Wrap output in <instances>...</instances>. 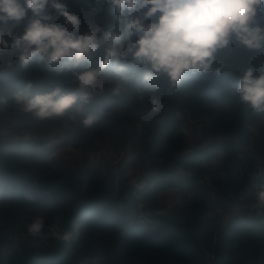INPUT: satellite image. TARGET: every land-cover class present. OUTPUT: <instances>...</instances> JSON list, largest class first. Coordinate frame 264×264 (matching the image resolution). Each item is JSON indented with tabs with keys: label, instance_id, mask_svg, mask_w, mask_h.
I'll list each match as a JSON object with an SVG mask.
<instances>
[{
	"label": "trees",
	"instance_id": "obj_1",
	"mask_svg": "<svg viewBox=\"0 0 264 264\" xmlns=\"http://www.w3.org/2000/svg\"><path fill=\"white\" fill-rule=\"evenodd\" d=\"M67 3L82 23L119 31L114 9L102 6V0ZM103 55L102 47L77 70L97 66ZM256 55L230 45L217 53L213 67H221L219 74L185 73L176 87L166 76L145 83L143 67L131 64L116 75L110 64L91 101L82 104L69 70L57 71L60 65L48 67L35 58L21 68L18 62L11 63L17 56L7 53L0 69V107L10 113L0 136V220L29 225L42 217L41 231L51 233L46 251L58 252L31 264H264L261 217L233 215L224 204V199H238L252 206L258 188H264V180L250 183L253 154L241 155V147L235 148L251 140L255 155L264 154V112L242 104L236 92L244 70L255 67ZM117 83L124 86L113 95ZM55 87L61 88L62 95L78 97L62 116L41 120L15 103L18 92L27 90L32 97ZM152 99L163 103L160 113H151ZM178 112L201 119L196 145L203 148L182 153L186 144ZM89 115L95 120L85 127L82 121ZM200 133L215 141L203 146ZM64 136L73 139V147L94 153L110 139L115 150L128 143L157 167L148 170L152 178L163 177L152 187L138 188L123 170L108 173L86 159L74 165L60 154L50 157L55 147L50 149V140ZM219 152L224 154L221 162L212 165V156ZM222 171L228 176L223 177ZM172 187L182 191L180 200L165 212L151 214L152 222H140L132 214L140 203L148 211L147 202ZM54 225L58 233H70V238L53 235ZM29 247L23 244L20 252L9 257L10 264H21Z\"/></svg>",
	"mask_w": 264,
	"mask_h": 264
},
{
	"label": "clouds",
	"instance_id": "obj_2",
	"mask_svg": "<svg viewBox=\"0 0 264 264\" xmlns=\"http://www.w3.org/2000/svg\"><path fill=\"white\" fill-rule=\"evenodd\" d=\"M102 6L114 9L119 31L91 24L85 28L67 0H0V57L14 48L19 55L11 63L18 62L21 68L34 58L48 67L60 65L57 71L72 73L79 99L87 104L110 64L116 75L131 64L143 67L145 83L166 76L170 86L176 87L185 73L219 74L221 67H213L217 53L237 44L257 55L252 58L255 67L246 68L239 77L236 92L242 104L264 112V0H102ZM49 8L62 23L54 22ZM92 10L97 11L95 5ZM102 47L104 55L97 66L77 70ZM123 86L117 83L113 95ZM77 99L75 93L62 95L60 87L32 97L27 90L14 95L23 112L41 120L62 116ZM163 108L160 100H151L152 114ZM94 120L89 115L82 123L91 127ZM252 208L257 214L264 213V188L256 193ZM43 226V218L37 217L27 230L35 235ZM52 234L70 238L68 232L58 233L56 225Z\"/></svg>",
	"mask_w": 264,
	"mask_h": 264
},
{
	"label": "rangeland",
	"instance_id": "obj_3",
	"mask_svg": "<svg viewBox=\"0 0 264 264\" xmlns=\"http://www.w3.org/2000/svg\"><path fill=\"white\" fill-rule=\"evenodd\" d=\"M48 11L52 12L53 14L55 12L51 8H49ZM54 22L62 23L63 21H62V18H60L59 15H57V17H54ZM82 25L87 27L89 25V21H85V23H82ZM15 31H17V33L19 32L18 29H15ZM7 53L11 54V58H14L18 55V51L14 48L6 50L5 55L3 57H0V69L4 68V62L6 60ZM177 114L181 120V124L186 125V128L189 131H191V138L190 139L186 138V141H185L186 147L193 146V144H195L194 142L195 134L198 135L199 132L194 133L192 131L194 128H198L196 129L198 131L200 128H202V126H200L199 120L191 118L190 116H188L189 117L188 119L186 113L178 112ZM9 119H10L9 110L5 107H0V136L3 132L5 122H7ZM253 130H254L253 132L256 133V129L253 128ZM50 141H51L50 142L51 145L48 144L50 146V149L55 146L54 149L57 150V154H60L61 156L69 158L71 162H73L74 165L79 164L84 159H86L91 166H98L101 163L102 167H104V169L108 173H112L115 170H123L125 173L124 176L127 179H129L128 180L129 183L130 182L134 183L136 179L142 178L143 175L146 172H148V170L157 169L156 166L152 167L149 164V161L144 160V158L139 157V155H137L136 152H134L133 154L132 153L126 154L124 158L126 159L127 164L124 166L120 165L121 158H119L118 151L113 149L114 146H113L111 139L104 146H102L100 150L97 151L96 153L90 152L89 150H86L83 147H79V148L73 147L71 144L73 142V139L69 136H64V137H61L60 139H56V138L54 139L53 137ZM246 141L239 142L238 144L240 146L237 145V147L235 148L241 147L242 148L240 152L241 155L249 153V155L251 156L252 143H251V140L248 143ZM196 144H197V141H196ZM223 155H224L223 152H221V154H215L211 158L210 163L212 165L218 164L219 160H221V156ZM167 192L169 193H166V192H164L163 194L160 193L159 194L160 197H157L156 200L147 202V208L150 214H157V212L159 211H155L154 209L160 210L162 209L161 207H164V204H166L169 200H172L174 198L173 192L175 193L180 192L182 195V191L175 189V187H172V189L169 188Z\"/></svg>",
	"mask_w": 264,
	"mask_h": 264
},
{
	"label": "built area",
	"instance_id": "obj_4",
	"mask_svg": "<svg viewBox=\"0 0 264 264\" xmlns=\"http://www.w3.org/2000/svg\"><path fill=\"white\" fill-rule=\"evenodd\" d=\"M201 126V123H200ZM197 133V132H196ZM198 135L195 134V144L193 146L184 147V154H190L195 151V149H201L200 145L196 146V139ZM240 146L238 143L236 144ZM242 148L240 149L241 152ZM254 156V164L250 169V183L251 185H257L260 181L264 180V154L255 155L254 148H251ZM119 158L122 162H125L126 159L124 156L129 153H134V150L130 144H125L121 149L117 150ZM57 154V150L53 149L50 152V157ZM163 176L152 178L150 172H146L142 178L136 179L135 184L138 188H143L144 186L152 187L155 182L161 179ZM143 204L140 203L137 208L133 211V215L140 222H152L151 214L147 210H143ZM228 215V214H227ZM227 215L224 216V219L227 218ZM224 219L222 223H224ZM28 224H12V222L0 220V264H10L9 257L15 253H18L22 250V245H28L29 248H34L36 251H46L49 248V238L51 233L40 231L39 233L32 235L27 230Z\"/></svg>",
	"mask_w": 264,
	"mask_h": 264
},
{
	"label": "crops",
	"instance_id": "obj_5",
	"mask_svg": "<svg viewBox=\"0 0 264 264\" xmlns=\"http://www.w3.org/2000/svg\"><path fill=\"white\" fill-rule=\"evenodd\" d=\"M188 116L189 115H187V118L189 119ZM197 120H201V119H197ZM196 129L197 128H194L192 132L196 133L197 132ZM180 130L184 134V140L185 141H186V138H188V139L191 138V131H189L186 128V125L180 124ZM199 137H200V140H201L200 142H201V144L203 146L209 144L210 142L215 141L214 140L215 138L213 136L209 135V134L200 133ZM217 154H221V152H219ZM222 158H223V156H221V160H222ZM221 160H219V163L221 162ZM126 164H127V161H125V162L121 161L120 162V165H122V166H124ZM100 165L102 166L101 163H100ZM221 174H222L223 177H227L229 173L226 172V171H222ZM261 188H263V187L260 186L258 189L260 190ZM175 189H178V188H175ZM258 189H257V191H258ZM167 190H169V189H165L163 191L166 192V193H169V192H167ZM178 190H180V189H178ZM163 191L161 192V194L164 193ZM173 194H174V198L172 200H169L166 204H164V207H161L162 209H160V210L159 209L158 210L154 209V210L155 211H159V212H164V211L168 210V208H170V206H172L174 203L178 202L180 200L181 193L180 192L179 193L173 192ZM211 194H214V192L211 191ZM158 197H160V195H158ZM224 204L229 207V210H230L229 212L231 214H233V215L243 214L245 216H252V215L255 214L256 216L261 217L262 222H264V213L257 214V212L255 210H253L251 204L249 202H247V201H241V200H238V199H235V200L224 199ZM244 210H246V211H244Z\"/></svg>",
	"mask_w": 264,
	"mask_h": 264
},
{
	"label": "water",
	"instance_id": "obj_6",
	"mask_svg": "<svg viewBox=\"0 0 264 264\" xmlns=\"http://www.w3.org/2000/svg\"><path fill=\"white\" fill-rule=\"evenodd\" d=\"M58 254V252L51 251H36L34 248H29L21 259V264H31L33 259H42V258H53Z\"/></svg>",
	"mask_w": 264,
	"mask_h": 264
}]
</instances>
